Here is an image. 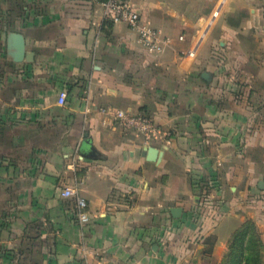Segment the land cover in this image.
I'll return each mask as SVG.
<instances>
[{
    "label": "crops",
    "instance_id": "0c3cea01",
    "mask_svg": "<svg viewBox=\"0 0 264 264\" xmlns=\"http://www.w3.org/2000/svg\"><path fill=\"white\" fill-rule=\"evenodd\" d=\"M130 1L162 54L100 0H0V264H219L247 220L264 242V0ZM106 107L155 118L157 160Z\"/></svg>",
    "mask_w": 264,
    "mask_h": 264
},
{
    "label": "built area",
    "instance_id": "2783aa9c",
    "mask_svg": "<svg viewBox=\"0 0 264 264\" xmlns=\"http://www.w3.org/2000/svg\"><path fill=\"white\" fill-rule=\"evenodd\" d=\"M103 9L105 20L112 23H125L135 31L138 35L139 42L142 46L152 54H162L170 45V39L163 34L160 29H157L149 22L145 21L135 5L130 0H100ZM218 15V12L215 13ZM210 22L206 24V27ZM184 39L183 36L180 37ZM188 56L195 55V49L189 50ZM67 100V92L62 90L59 92V104H65ZM102 113H105L120 125L125 132L132 133L139 138L145 145L153 146L154 143L163 139V131L155 118L148 113H131L125 110L116 108H101ZM65 197L75 198V208L79 223L82 226L87 225L90 220L89 202L79 194V192L71 187H66L63 191ZM104 264H116L106 262Z\"/></svg>",
    "mask_w": 264,
    "mask_h": 264
},
{
    "label": "trees",
    "instance_id": "16d2710c",
    "mask_svg": "<svg viewBox=\"0 0 264 264\" xmlns=\"http://www.w3.org/2000/svg\"><path fill=\"white\" fill-rule=\"evenodd\" d=\"M212 253L216 237L208 238ZM219 264H264V242L252 220H247L233 235L227 253Z\"/></svg>",
    "mask_w": 264,
    "mask_h": 264
},
{
    "label": "water",
    "instance_id": "95a60500",
    "mask_svg": "<svg viewBox=\"0 0 264 264\" xmlns=\"http://www.w3.org/2000/svg\"><path fill=\"white\" fill-rule=\"evenodd\" d=\"M10 39L15 40V44H14V54H11V44H9V53L10 55H12V57L16 60V61H21L24 58L25 55V47H26V41L25 38L23 37L22 34L20 33H11L10 34ZM204 77H208V73L205 72L203 74ZM160 154V151L158 148L151 146L148 149L147 152V156L149 157L150 160H157L158 156ZM259 187L264 189V180H262L259 183ZM172 213L174 216H180L182 213V209L181 208H173L172 209Z\"/></svg>",
    "mask_w": 264,
    "mask_h": 264
}]
</instances>
